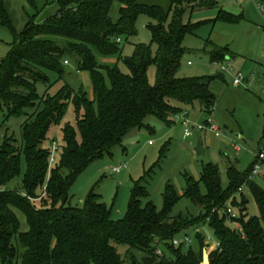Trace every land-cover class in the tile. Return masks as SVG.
<instances>
[{
    "label": "trees",
    "instance_id": "1",
    "mask_svg": "<svg viewBox=\"0 0 264 264\" xmlns=\"http://www.w3.org/2000/svg\"><path fill=\"white\" fill-rule=\"evenodd\" d=\"M26 1L33 14L0 61V108L6 110V119L22 120L20 142L13 137L0 142V264H264V190L250 179L254 164L242 174L230 167L226 192L220 187L217 170L208 165L198 181L188 180L182 196L168 186L159 211L147 200L146 189L136 185L120 221L111 219V211L94 192L87 195L81 209L67 205L75 179L90 164L121 147L129 133L149 131L145 124L149 116L172 123L184 107L195 103L204 113L213 112L216 97L210 84L221 75L179 78L177 73L185 53L183 41L195 35L198 26L185 21L186 13L214 8V2L167 0L168 9L164 10L144 0ZM114 3L120 5L117 22L109 17ZM53 4L55 13L37 21ZM141 15L151 21L147 29L156 52L152 54L151 45H136L131 57L122 59L116 41L135 35ZM241 18L219 11L216 21L238 24ZM0 22L14 34L2 0ZM94 53L117 56L128 74L116 66L98 65ZM208 55L211 63H220L228 51L211 44ZM67 58L77 72L89 75L91 98L66 84L49 94L53 86L50 77L56 75L55 82L63 81ZM152 65L156 74L150 85L147 71ZM38 84L48 86L42 96L37 93ZM69 103L75 126H65L61 143L52 142L48 147V132L60 124ZM53 144L57 150L50 162ZM22 162L25 169L20 188L9 191L5 187L20 174ZM200 184L205 187L204 195L199 192ZM244 188L259 216L245 213L242 198L240 204L233 202L238 217L230 219L226 203ZM181 197L203 213L196 218L170 217ZM16 212L25 217L27 231H20ZM204 226L212 231L217 245L209 254L199 233L195 235L196 250L173 245L172 241L187 236V231L196 232ZM120 247L125 249L123 256Z\"/></svg>",
    "mask_w": 264,
    "mask_h": 264
},
{
    "label": "rangeland",
    "instance_id": "2",
    "mask_svg": "<svg viewBox=\"0 0 264 264\" xmlns=\"http://www.w3.org/2000/svg\"><path fill=\"white\" fill-rule=\"evenodd\" d=\"M43 1V0H39ZM214 2V8L186 13L185 21L198 25L195 35L186 36L183 41L185 53L180 61L177 76L179 78L211 77L215 78L210 89L216 97V105L211 114L200 110L198 104L184 107L187 114L182 125L179 118L172 123H162L149 116L145 124L150 130L140 129L129 133L121 147H116L110 155L90 164L73 182L68 191L67 205L81 209L83 201L90 192L100 197L111 211V219L120 221L124 218L132 191L136 185L146 189L147 200L159 211L163 208V195L168 186L178 196H182L189 179L198 181L204 168L212 165L217 170L220 187L226 192L230 186L227 171L234 167L238 172L245 173L256 163L258 155L264 156V56L261 46L264 40V0H204ZM14 34L0 22V61L8 55L16 41V36L23 33L28 16L33 12L26 0H2ZM148 5H158L168 9L167 0H144ZM259 7L262 9L260 10ZM120 5L114 3L109 12L112 22H117ZM56 5L47 7L37 21L55 13ZM223 11L233 16H241L238 24H225L216 21L218 12ZM150 19L144 15L135 23V35L128 39L121 38V58H129L136 45H151L154 55L156 45L151 44V34L147 29ZM211 44L226 48L228 55L220 63H211L208 52ZM98 65L108 68L117 67L123 74H128L126 67L117 56L104 57L94 53ZM64 66L63 81L55 82L56 75H51L53 84L49 94H55L64 84L75 92H83L91 98V81L87 73L77 72L73 62L67 58ZM156 68L150 66L147 79L150 85L155 82ZM241 78L239 86L233 80ZM247 81V83H245ZM47 85L38 84L36 90L42 96ZM7 117L4 108H0V142L5 137H13L20 142L21 118ZM217 128V136L206 121ZM75 126V115L71 103L67 105L65 115L59 125L52 126L48 132L47 146L52 142L61 143V131L65 126ZM202 130H199L198 128ZM188 130L190 136L184 138ZM200 137L204 154L197 157L194 148ZM58 161V154L56 155ZM259 171L255 182L264 190V159L258 162ZM120 167L117 173L114 168ZM24 164L20 174L5 188L9 191L19 190L24 173ZM201 195L206 193L203 184L199 185ZM245 199V213L249 217H258L259 213L254 200L244 188L242 193H235L226 203V208L238 217L239 211L233 202L240 204ZM146 200L144 201V203ZM38 207V204H35ZM185 197L173 206L170 217L183 216L196 218L203 210ZM20 223V231H27L25 217L16 212ZM236 226V225H235ZM196 233L202 235L210 250L216 248V241L209 227L187 231L189 246L197 249ZM180 239V238H179ZM120 255L125 249L118 248Z\"/></svg>",
    "mask_w": 264,
    "mask_h": 264
},
{
    "label": "built area",
    "instance_id": "3",
    "mask_svg": "<svg viewBox=\"0 0 264 264\" xmlns=\"http://www.w3.org/2000/svg\"><path fill=\"white\" fill-rule=\"evenodd\" d=\"M259 9L261 10L262 8L259 7ZM116 42H117V43H120V40L118 39ZM64 64L67 65V62H64ZM240 83H241V78H236V79L233 80V85L236 86V87L239 86ZM202 112H204V111H202ZM186 116H187V114H186L185 112H183L182 114L178 115V116L176 117V119L179 118L181 124H182V125H185V121H184V119L186 118ZM206 126H207V127H208V126L211 127V129H212L213 132H214V135L217 136V128L211 123V120H210V119H208V120L206 121ZM198 129H199V130H202L200 127H199ZM189 136H190L189 131H188V130H185V132H184V136H183V137H184V138H188ZM56 150H57V147H56L55 144H53V145H52V156H51L50 162H53L54 154H55ZM263 159H264V156H263L262 154H259V155H258V158H257V161H258V162H262ZM257 161H256V163H255L254 166H253V169H252V172H251V175H250V179L255 178V176H257V175L259 174V173H258V171H259V165L257 164ZM120 170H121L120 167H118V168H114V169H113V172H114V173H117V172H119ZM226 213H227V215L229 216L230 219H234V218H236V216H234V215L231 213V211H230L229 209L226 210ZM236 226H237V225H236ZM172 243H173V245L176 246V247L179 246V245H184V246L187 247V246H189V244H190V240L188 239L187 236H184V237H182V238H180V239H174V240L172 241ZM216 247H217V245H216ZM215 249H216V248H215ZM158 254H160V251H158Z\"/></svg>",
    "mask_w": 264,
    "mask_h": 264
},
{
    "label": "water",
    "instance_id": "4",
    "mask_svg": "<svg viewBox=\"0 0 264 264\" xmlns=\"http://www.w3.org/2000/svg\"><path fill=\"white\" fill-rule=\"evenodd\" d=\"M261 53L264 56V40L261 46ZM247 83V81H245ZM194 152L197 157L202 156L204 154L203 148H202V143L200 137L197 138L196 146L194 148ZM204 260H207V256L204 255Z\"/></svg>",
    "mask_w": 264,
    "mask_h": 264
}]
</instances>
